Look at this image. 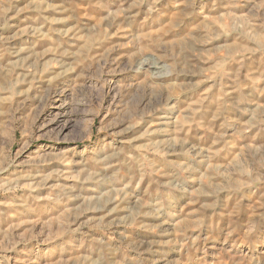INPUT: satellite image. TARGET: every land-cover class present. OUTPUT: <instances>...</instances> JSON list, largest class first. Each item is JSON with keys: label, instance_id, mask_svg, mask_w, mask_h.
I'll list each match as a JSON object with an SVG mask.
<instances>
[{"label": "rangeland", "instance_id": "374dc122", "mask_svg": "<svg viewBox=\"0 0 264 264\" xmlns=\"http://www.w3.org/2000/svg\"><path fill=\"white\" fill-rule=\"evenodd\" d=\"M0 264H264V0H0Z\"/></svg>", "mask_w": 264, "mask_h": 264}, {"label": "bare ground", "instance_id": "6f19581e", "mask_svg": "<svg viewBox=\"0 0 264 264\" xmlns=\"http://www.w3.org/2000/svg\"><path fill=\"white\" fill-rule=\"evenodd\" d=\"M159 64H160V62L156 61V60L155 61H151L149 59H141L140 62L138 63V66H139V68L152 67V68L157 69V68H160Z\"/></svg>", "mask_w": 264, "mask_h": 264}]
</instances>
